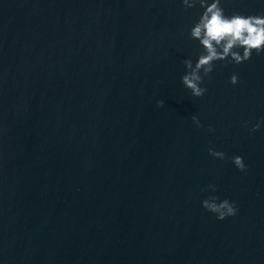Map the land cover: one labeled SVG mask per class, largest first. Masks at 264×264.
I'll return each instance as SVG.
<instances>
[{"label": "water", "instance_id": "1", "mask_svg": "<svg viewBox=\"0 0 264 264\" xmlns=\"http://www.w3.org/2000/svg\"><path fill=\"white\" fill-rule=\"evenodd\" d=\"M195 19L182 0H0V264H264V53L195 97ZM209 183L235 216L202 207Z\"/></svg>", "mask_w": 264, "mask_h": 264}, {"label": "clouds", "instance_id": "2", "mask_svg": "<svg viewBox=\"0 0 264 264\" xmlns=\"http://www.w3.org/2000/svg\"><path fill=\"white\" fill-rule=\"evenodd\" d=\"M185 9H195L197 19L189 28L190 39L198 42L195 58L187 57L183 63L184 74L181 77L185 88L195 97L204 96L208 91L205 78L217 68L218 62L238 65L250 60L253 54L264 53V10L248 13L240 10L226 11L224 0H182ZM230 83H240V75L233 72ZM164 100L158 101L160 106ZM193 122L198 127H204L198 115H192ZM245 125L250 121H245ZM264 119L251 123L252 131L261 128ZM209 130L214 128L209 125ZM208 152L214 157L224 159L227 153L214 147ZM234 165L244 171L248 165L243 155L231 157ZM202 191L207 192L201 201L202 207L214 213L217 219L223 220L235 216L239 209L235 200L223 198L217 194V185L209 183Z\"/></svg>", "mask_w": 264, "mask_h": 264}]
</instances>
